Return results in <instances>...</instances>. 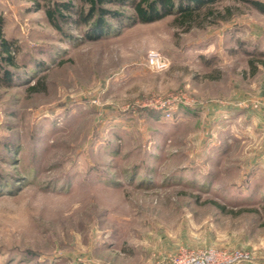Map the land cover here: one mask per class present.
I'll use <instances>...</instances> for the list:
<instances>
[{
    "label": "rangeland",
    "instance_id": "374dc122",
    "mask_svg": "<svg viewBox=\"0 0 264 264\" xmlns=\"http://www.w3.org/2000/svg\"><path fill=\"white\" fill-rule=\"evenodd\" d=\"M38 1L0 0L21 72L0 85V264H172L210 247L264 264V12L217 0L226 18L200 27L109 18L84 39Z\"/></svg>",
    "mask_w": 264,
    "mask_h": 264
},
{
    "label": "trees",
    "instance_id": "16d2710c",
    "mask_svg": "<svg viewBox=\"0 0 264 264\" xmlns=\"http://www.w3.org/2000/svg\"><path fill=\"white\" fill-rule=\"evenodd\" d=\"M217 0H39L38 9L45 11L50 24L66 37L73 36L69 26H82L84 39H96L114 31V23L151 22L167 14H177L180 23L203 26L208 18L225 19L226 16L215 7ZM264 12V0H244ZM116 4L119 8L108 7ZM129 5L131 11L124 6ZM229 15L231 7L226 6ZM112 19L110 21V19ZM4 17L0 14V85L14 84L15 74H21L16 55L20 46L7 38L4 32ZM23 77V76H22ZM31 89H35L33 86ZM224 209L225 206L219 205Z\"/></svg>",
    "mask_w": 264,
    "mask_h": 264
},
{
    "label": "built area",
    "instance_id": "2783aa9c",
    "mask_svg": "<svg viewBox=\"0 0 264 264\" xmlns=\"http://www.w3.org/2000/svg\"><path fill=\"white\" fill-rule=\"evenodd\" d=\"M147 56L154 68L163 69L167 66L166 59L158 51L151 50ZM250 259V254L241 249L222 250L210 247L192 250L183 248L173 259L172 264H240Z\"/></svg>",
    "mask_w": 264,
    "mask_h": 264
}]
</instances>
